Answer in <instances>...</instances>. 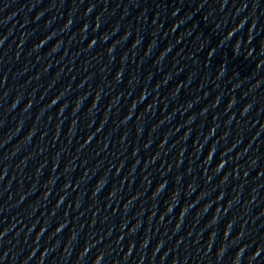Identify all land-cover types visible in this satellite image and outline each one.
I'll return each mask as SVG.
<instances>
[{
    "label": "water",
    "instance_id": "1",
    "mask_svg": "<svg viewBox=\"0 0 264 264\" xmlns=\"http://www.w3.org/2000/svg\"><path fill=\"white\" fill-rule=\"evenodd\" d=\"M0 264H264V0H0Z\"/></svg>",
    "mask_w": 264,
    "mask_h": 264
}]
</instances>
